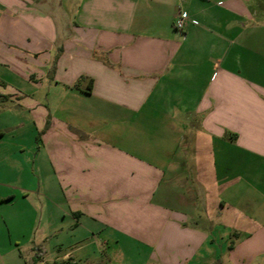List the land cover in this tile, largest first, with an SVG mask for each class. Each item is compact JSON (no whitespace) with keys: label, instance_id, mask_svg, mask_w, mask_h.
<instances>
[{"label":"crops","instance_id":"obj_1","mask_svg":"<svg viewBox=\"0 0 264 264\" xmlns=\"http://www.w3.org/2000/svg\"><path fill=\"white\" fill-rule=\"evenodd\" d=\"M142 249L264 259V0H0V264Z\"/></svg>","mask_w":264,"mask_h":264},{"label":"rangeland","instance_id":"obj_2","mask_svg":"<svg viewBox=\"0 0 264 264\" xmlns=\"http://www.w3.org/2000/svg\"><path fill=\"white\" fill-rule=\"evenodd\" d=\"M75 1H77V0H65L68 7H72L74 5ZM234 239L235 238H228V239L226 238V239H223V241L228 242V241L234 240ZM122 240H123V243H125L124 244L125 246L129 244V241L127 239H122ZM127 241H128V243L126 244ZM221 241H222V239H220V242ZM53 243H54V239L52 238L50 245H52ZM125 256H126V259H125L124 264H153V262L150 260L151 256H150L149 250H143L142 249L138 252L127 253V254H125ZM81 258H82V260L78 261V264H93V262L95 264L96 263L106 264L108 261V259H105V255L103 258V255H101L100 253H89V254L82 253ZM88 259H89V261H87ZM60 264H62V263H60ZM65 264H68V263H65ZM254 264H264V259L257 260V262H255Z\"/></svg>","mask_w":264,"mask_h":264},{"label":"built area","instance_id":"obj_3","mask_svg":"<svg viewBox=\"0 0 264 264\" xmlns=\"http://www.w3.org/2000/svg\"><path fill=\"white\" fill-rule=\"evenodd\" d=\"M190 15L188 12L179 11L174 22L175 29L183 31L186 28L188 22H190Z\"/></svg>","mask_w":264,"mask_h":264}]
</instances>
